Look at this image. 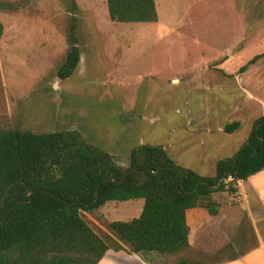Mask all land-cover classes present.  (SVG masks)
Masks as SVG:
<instances>
[{"label": "rangeland", "instance_id": "374dc122", "mask_svg": "<svg viewBox=\"0 0 264 264\" xmlns=\"http://www.w3.org/2000/svg\"><path fill=\"white\" fill-rule=\"evenodd\" d=\"M75 1L82 59L60 80L71 0H0V132L76 131L125 168L139 145L163 146L178 166L215 177L264 116V57L242 70L264 54V0H155L156 24L116 23L107 0ZM213 198L220 215L204 221L207 230L182 257L219 264L250 229L240 189ZM144 205L109 202L82 214L105 237L109 223L139 218ZM212 231L221 236L206 249ZM178 259L148 256L152 264Z\"/></svg>", "mask_w": 264, "mask_h": 264}, {"label": "trees", "instance_id": "16d2710c", "mask_svg": "<svg viewBox=\"0 0 264 264\" xmlns=\"http://www.w3.org/2000/svg\"><path fill=\"white\" fill-rule=\"evenodd\" d=\"M107 2L113 22H159L155 0ZM77 11L76 1L71 0V46L57 72L60 80L71 78L81 64ZM3 34L0 22V40ZM262 57L256 56L242 70ZM239 128L235 122L225 132L233 134ZM263 170L264 116L255 121L239 151L217 163L215 177L178 166L163 146L139 145L125 168L76 131H1L0 264H99L110 250L179 257L178 264H204L182 257L190 249L187 212L201 209L218 216L219 203L213 195L236 194L240 181ZM230 178L234 182L226 184ZM140 199L145 201L141 216L109 223L105 237L82 214L109 202ZM220 236L212 231L206 248Z\"/></svg>", "mask_w": 264, "mask_h": 264}, {"label": "crops", "instance_id": "0c3cea01", "mask_svg": "<svg viewBox=\"0 0 264 264\" xmlns=\"http://www.w3.org/2000/svg\"><path fill=\"white\" fill-rule=\"evenodd\" d=\"M239 123L241 127L242 121L239 120ZM221 130L219 129V132ZM239 189L243 199V210L250 221V229H247L249 233H244L246 229L242 230L243 234L234 244L235 253L219 264H264V170L241 182ZM195 216L198 220L192 224V218ZM212 220L214 216L205 210L196 209L187 212V222L190 227L189 250L195 247L194 234L199 232L202 236L207 230L204 221L212 222ZM205 242L203 247L206 248ZM99 264H152V262L148 260V257L132 254L127 250L119 252L110 250Z\"/></svg>", "mask_w": 264, "mask_h": 264}, {"label": "water", "instance_id": "95a60500", "mask_svg": "<svg viewBox=\"0 0 264 264\" xmlns=\"http://www.w3.org/2000/svg\"><path fill=\"white\" fill-rule=\"evenodd\" d=\"M237 178H238V176H237ZM234 180H235V179L230 178V179H228V180H225V183H226V184H230V183H233ZM217 188H219V187H216V189H217Z\"/></svg>", "mask_w": 264, "mask_h": 264}]
</instances>
